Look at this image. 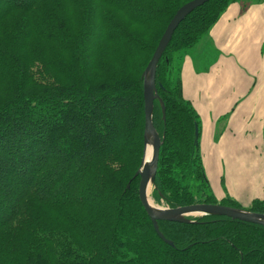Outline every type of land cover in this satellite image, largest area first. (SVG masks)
<instances>
[{"label": "trees", "instance_id": "obj_1", "mask_svg": "<svg viewBox=\"0 0 264 264\" xmlns=\"http://www.w3.org/2000/svg\"><path fill=\"white\" fill-rule=\"evenodd\" d=\"M190 1L0 0V264H264L263 226L223 216L157 221L170 246L138 199L142 73ZM240 1L192 11L156 66L151 195L167 208L264 215V198L242 205L213 194L178 64Z\"/></svg>", "mask_w": 264, "mask_h": 264}, {"label": "crops", "instance_id": "obj_2", "mask_svg": "<svg viewBox=\"0 0 264 264\" xmlns=\"http://www.w3.org/2000/svg\"><path fill=\"white\" fill-rule=\"evenodd\" d=\"M208 32L210 40L215 45L222 46L224 53L231 54L234 48L241 47L244 50L247 47L244 58L242 51L236 57L241 59L239 63H244L247 67L253 64L251 71L256 72L254 79L260 81L258 75L263 71L264 58L262 56L261 60H257L255 53L264 43V2L246 9L237 3L230 4ZM230 64L219 57L217 63L198 73L191 60L185 57L180 65V79L183 97L189 101L200 121L199 148L212 192L217 199L228 196L240 202L239 195L244 189L233 187L231 180L238 167L243 165V162L237 165L236 161L237 158L245 160V150L250 151L258 145L264 152V99L257 91H253L256 97L240 104L241 95L250 90L253 79L247 81L240 74L238 66ZM253 128L258 130L256 141L250 137V130ZM242 135V140L236 142ZM241 149H244L241 156L232 155V152ZM250 166L251 163H248L242 167ZM252 173V170L244 172L248 183L247 193L258 192L263 197L249 199L245 204L240 202L242 205H247L253 199L264 198V174L259 185H256Z\"/></svg>", "mask_w": 264, "mask_h": 264}, {"label": "water", "instance_id": "obj_3", "mask_svg": "<svg viewBox=\"0 0 264 264\" xmlns=\"http://www.w3.org/2000/svg\"><path fill=\"white\" fill-rule=\"evenodd\" d=\"M210 0H192L185 3L172 16L171 20L167 24L162 36L160 37L158 44L152 54L150 61L148 62L145 70L142 73L143 78V101H144V129H143V155L139 169L135 173V177L138 176L139 183L137 189V195L139 202L149 218L153 229L157 236L167 245L171 246V242L164 239L157 229V221L176 222V223H191L190 217H202V216H223L232 220H238L246 223L257 224L264 227V215L257 213H250L244 210H236L221 205H208V204H195L190 206L178 207L174 209L160 208L154 210L147 201L146 190L148 184L151 186L154 183L155 172L158 162L159 148L161 145L160 138L156 133L152 124V111L153 103L158 99L156 87H155V71L158 61L167 47L172 34L178 27V25L196 8L202 6ZM149 75L148 85L146 84V76ZM161 117L165 119L164 106L160 102ZM197 131L195 129V135ZM150 137L153 138L151 144V157L149 165L144 164L146 146ZM198 215V216H195Z\"/></svg>", "mask_w": 264, "mask_h": 264}, {"label": "rangeland", "instance_id": "obj_4", "mask_svg": "<svg viewBox=\"0 0 264 264\" xmlns=\"http://www.w3.org/2000/svg\"><path fill=\"white\" fill-rule=\"evenodd\" d=\"M264 0H241L240 2H238L237 4L242 8H249L251 6H259L261 3H263ZM210 32H208L202 39L201 41L191 50L187 51L184 55H182L178 61V64H182V62L184 61V58L187 57L188 59L191 60L194 69L198 72L201 73L203 72L207 67H209L210 65H214L215 63H217L219 57H222V59L227 62L228 64L232 63L238 66L239 72L242 76L247 78V81L249 79H253L251 82V88L249 91H247V93H243V95H241V102L240 104L245 103V101H251V99H254L255 96V92L253 91H257L258 95H261V98L264 99V68L263 71H261L258 75V80L254 79L255 78V74L256 72H252L251 71V66L249 67L245 66L244 63H239L238 61H241V59H238L236 57V55L238 53H240L241 51L243 52L242 54V58H244L245 54H246V48L243 50V48L239 47L234 48L233 52H231V54H227L224 53L225 50L223 49L222 46H217L215 45L212 40H210ZM255 50V49H254ZM252 50V51H254ZM264 58V43L261 44V47L259 46V51L257 53H255V58L257 60H261V58ZM254 60L255 58L252 57ZM228 59V61L226 60ZM231 63V64H232ZM230 64V65H231ZM229 70V69H228ZM230 73L231 70H229ZM259 72V71H258ZM248 104H250L248 102ZM239 105V104H237ZM253 105H257L259 107V105L257 103H254ZM261 108V107H260ZM264 108V101L262 100V109ZM226 120V119H225ZM224 120V121H225ZM251 134L250 137L251 139H253V141H256V135L258 133V130L253 128L252 130H250ZM241 137H244V135L238 137L236 139V142L241 141ZM257 147H253L250 151L245 150L244 151V159L245 160H238L237 158V165L238 163H242L244 166H247L248 163H251L252 166L250 167H242L243 165L239 166L238 169L236 170V172L233 174V178L231 180V185L233 187H237L238 190H243L240 195H239V201L242 204H245L248 202L249 199L252 198H262L263 196L260 193H252L249 192V194L247 193V180H246V174H244L245 171H251L252 170V174H253V178L256 180V185H259V180L261 181V176L264 174V152H262L258 145H256ZM242 150L241 149L239 151H234L232 152V155L235 156H241L242 155ZM246 189V190H245ZM152 186L150 189V194L149 197L152 201V203L159 208H167V206L163 205L162 203L157 204L154 202L153 198H152ZM194 218V217H193Z\"/></svg>", "mask_w": 264, "mask_h": 264}, {"label": "bare ground", "instance_id": "obj_5", "mask_svg": "<svg viewBox=\"0 0 264 264\" xmlns=\"http://www.w3.org/2000/svg\"><path fill=\"white\" fill-rule=\"evenodd\" d=\"M148 82H149V75L146 76V84H147V85H148ZM152 142H153V138L150 137L149 142H148V144H147V146H146L145 160H144V164H145V165H149V163H150V157H151V144H152ZM150 189H151V185L148 184V187H147V190H146L147 201H148V204L150 205V207H152V208L156 211V210H158V209H160V208H159V207H156V206L152 203V201H151V199H150V197H149ZM195 216H198V215H195Z\"/></svg>", "mask_w": 264, "mask_h": 264}]
</instances>
